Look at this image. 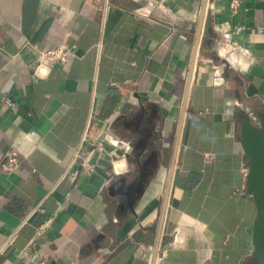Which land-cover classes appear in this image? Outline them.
I'll list each match as a JSON object with an SVG mask.
<instances>
[{
    "label": "crops",
    "instance_id": "crops-1",
    "mask_svg": "<svg viewBox=\"0 0 264 264\" xmlns=\"http://www.w3.org/2000/svg\"><path fill=\"white\" fill-rule=\"evenodd\" d=\"M231 1L0 0V163L21 161L0 264H264L241 129L264 114V0Z\"/></svg>",
    "mask_w": 264,
    "mask_h": 264
},
{
    "label": "water",
    "instance_id": "water-1",
    "mask_svg": "<svg viewBox=\"0 0 264 264\" xmlns=\"http://www.w3.org/2000/svg\"><path fill=\"white\" fill-rule=\"evenodd\" d=\"M241 129L243 147L250 162L247 191L253 197L257 209L252 234L254 255L264 260V114L260 115L259 125L247 119ZM140 186L142 192V183Z\"/></svg>",
    "mask_w": 264,
    "mask_h": 264
},
{
    "label": "built area",
    "instance_id": "built-area-1",
    "mask_svg": "<svg viewBox=\"0 0 264 264\" xmlns=\"http://www.w3.org/2000/svg\"><path fill=\"white\" fill-rule=\"evenodd\" d=\"M97 3L99 4L100 7L103 9H107L109 6V0H96ZM242 0H232L231 1V10L234 13H237L240 8H241ZM101 46V45H100ZM233 48H238L237 43H233ZM72 49L67 46V45H59L57 47H54L49 50H43L40 53V59L39 63L36 67V74L39 76H43L47 74V71L44 69L45 67H48L50 65H63L66 63L69 54L71 53ZM6 102L11 105V101L9 99L6 100ZM253 121H257V117L253 115V113H250ZM97 149L102 150V147L99 146L98 144L94 143L93 144ZM83 153L78 152L75 158V161L77 159L82 158ZM210 158L211 156L208 155ZM21 165V161L18 157L16 156H8L4 158L1 163H0V172L3 173H11L19 169ZM82 165L84 169L87 172H92L94 171V165L90 164L86 158H82ZM250 168L245 167L244 168V173L245 176L247 177L249 174ZM44 229V226L42 227ZM150 264H154L152 259L150 260Z\"/></svg>",
    "mask_w": 264,
    "mask_h": 264
},
{
    "label": "flooded vegetation",
    "instance_id": "flooded-vegetation-1",
    "mask_svg": "<svg viewBox=\"0 0 264 264\" xmlns=\"http://www.w3.org/2000/svg\"><path fill=\"white\" fill-rule=\"evenodd\" d=\"M145 149V148H144ZM144 149H139L138 151L136 152H133V155H132V164L135 165L137 171H138V176L140 178H143L145 177L144 175V168L141 167L140 163L142 161V158L145 156V152L146 151H143Z\"/></svg>",
    "mask_w": 264,
    "mask_h": 264
}]
</instances>
